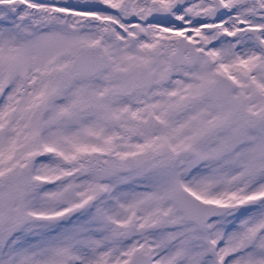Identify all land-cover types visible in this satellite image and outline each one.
I'll return each mask as SVG.
<instances>
[{
    "label": "snow or ice",
    "instance_id": "6c2138e0",
    "mask_svg": "<svg viewBox=\"0 0 264 264\" xmlns=\"http://www.w3.org/2000/svg\"><path fill=\"white\" fill-rule=\"evenodd\" d=\"M0 264H264V0H0Z\"/></svg>",
    "mask_w": 264,
    "mask_h": 264
}]
</instances>
